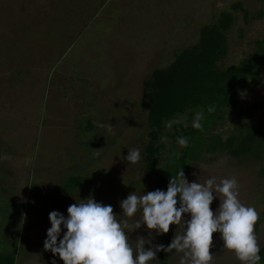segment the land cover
Instances as JSON below:
<instances>
[{"label":"rangeland","instance_id":"1","mask_svg":"<svg viewBox=\"0 0 264 264\" xmlns=\"http://www.w3.org/2000/svg\"><path fill=\"white\" fill-rule=\"evenodd\" d=\"M241 3L249 12L232 7ZM222 11L236 22L228 34L226 68L252 56L264 37V0H0V245L16 255V264H64L44 250L49 214L67 218L68 207L90 196L111 205L121 219L120 202L156 191L158 176L182 147L174 144L165 125L166 149L159 167L144 164L150 125L144 87L151 73L169 65L182 49L195 44L202 25ZM264 98V67L256 85L239 93V106ZM198 110L180 116L194 120ZM202 121V119H201ZM200 121V122H201ZM254 123L257 117H254ZM89 122L92 128H89ZM238 125L236 111L207 129L205 138H226ZM141 159L130 165L128 150ZM250 158L200 151L185 173L189 183L235 178L239 200L259 215L255 235L264 246V175ZM88 180L65 194L69 176ZM220 200L215 197L213 213ZM179 208V203L177 205ZM140 211L130 222L140 219ZM187 221L190 214L182 217ZM178 227L171 226V242ZM66 229L62 226L59 239ZM130 243L159 235L146 225L126 233ZM59 243V240H58ZM211 264H243L224 250L220 233L213 234ZM170 254V264L178 257ZM156 260L148 264H159Z\"/></svg>","mask_w":264,"mask_h":264},{"label":"clouds","instance_id":"2","mask_svg":"<svg viewBox=\"0 0 264 264\" xmlns=\"http://www.w3.org/2000/svg\"><path fill=\"white\" fill-rule=\"evenodd\" d=\"M212 110L209 107L208 111ZM202 117L203 113H196L193 128L201 127ZM174 123L179 121L170 120L166 127L170 129ZM161 141L166 143L167 137H162ZM177 143L186 147L188 139L178 137ZM123 159L130 165L138 163L140 150H128ZM214 194L220 200L215 214L211 209ZM238 197L239 184L234 177L222 179L219 183L215 177L205 183H189L184 171H180L176 177L171 176L166 192L130 193L120 202L123 214L119 220L111 205L97 203L91 196L70 205L67 218L58 211H52L44 250L58 256L64 264H148L156 260V253L161 251L174 252L178 264H211L214 259L210 251L213 234L218 232L224 250L234 253L243 264H258L261 249L255 225L259 215L254 207L246 206ZM138 211L142 213L140 219L130 222ZM185 214H190L191 219L183 220ZM142 225L157 235L169 233L172 225H176L178 230L168 246L146 248L151 239L138 237L133 247L126 233L140 229ZM62 226L67 231L63 239H59Z\"/></svg>","mask_w":264,"mask_h":264},{"label":"trees","instance_id":"3","mask_svg":"<svg viewBox=\"0 0 264 264\" xmlns=\"http://www.w3.org/2000/svg\"><path fill=\"white\" fill-rule=\"evenodd\" d=\"M233 11H242L246 21L248 10L237 3ZM264 18V11L256 15ZM236 17L232 11H222L213 22L204 24L199 30L198 41L182 50L174 60L163 68L155 69L144 87L150 125L149 141L145 147L144 164L153 172L159 167L160 157L166 149L161 141L165 125L170 120L192 110L203 113L201 127L193 128L192 120L173 124L170 140L177 143L178 137H186L188 145L182 147L181 154L175 155L173 162L167 164L165 172L157 179L156 190L167 191L171 176L180 171L186 173L191 160L200 151L215 155L229 154L234 158H250L260 164L264 175V98L240 107L237 97L250 85L258 84L264 67V37L255 42L256 50L252 56L236 65L224 68L221 62L229 52L228 34L235 25ZM209 107L213 110L208 111ZM226 111H236L238 125L230 135H214L206 139V131L216 121L225 119ZM257 122L254 123V117ZM92 128L91 122L88 123ZM187 125V127H185ZM88 180L82 175L69 176L63 187L65 194L84 186ZM264 221V212L260 222ZM258 222L256 223V226ZM171 243L169 233L159 235V245ZM170 254L159 252V264H170ZM258 264H264V246L259 253ZM0 264H16L13 251L0 245Z\"/></svg>","mask_w":264,"mask_h":264}]
</instances>
